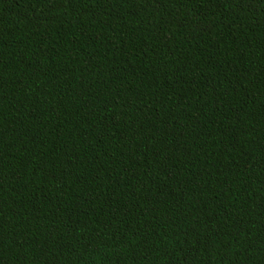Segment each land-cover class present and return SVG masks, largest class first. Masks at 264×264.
<instances>
[{
    "label": "trees",
    "instance_id": "16d2710c",
    "mask_svg": "<svg viewBox=\"0 0 264 264\" xmlns=\"http://www.w3.org/2000/svg\"><path fill=\"white\" fill-rule=\"evenodd\" d=\"M0 264H264V0H0Z\"/></svg>",
    "mask_w": 264,
    "mask_h": 264
}]
</instances>
